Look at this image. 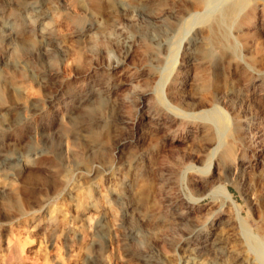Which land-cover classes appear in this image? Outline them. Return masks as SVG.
<instances>
[{"label": "rangeland", "instance_id": "374dc122", "mask_svg": "<svg viewBox=\"0 0 264 264\" xmlns=\"http://www.w3.org/2000/svg\"><path fill=\"white\" fill-rule=\"evenodd\" d=\"M0 15V264H264V0H0Z\"/></svg>", "mask_w": 264, "mask_h": 264}, {"label": "bare ground", "instance_id": "6f19581e", "mask_svg": "<svg viewBox=\"0 0 264 264\" xmlns=\"http://www.w3.org/2000/svg\"><path fill=\"white\" fill-rule=\"evenodd\" d=\"M9 1H10V0H9ZM196 1H198V0H196ZM201 1H204V0H201ZM242 1H243V0H242ZM6 2H7V1H6ZM13 2H15V1H13ZM100 2H101V0H100ZM11 3H12V2H11ZM197 3H198V2H197ZM244 3H246V1H244ZM244 3H243V5H244ZM15 4H16V3H15ZM17 4H18V3H17ZM21 4H22V3H21ZM21 4H20V5H21ZM239 4H240V2H238V3H234V5H232V6H230V7L228 6L229 9H228V10L226 9L227 11H225V18H226V19H227V18H231V17H233V16L236 14V12H237V10H238V7H239ZM241 4H242V3H241ZM241 4H240V5H241ZM20 5H19V6H20ZM15 6H16V5H15ZM138 6H140V5H138ZM158 6H160V5H158ZM161 6H162V5H161ZM133 7H135V6H133ZM143 7H144V6H143ZM155 7H156V6H155ZM162 7H163V6H162ZM166 7H167V6H166ZM17 8H18V7H17ZM168 8H169V7H168ZM242 8H243V7H242ZM242 8H241V9H242ZM135 9H136V7H135ZM161 9H164V8H160L159 10L161 11ZM165 9H167V8H165ZM165 9H164V10H165ZM1 10H2V9H1ZM17 10H19V9H17ZM139 10H140V9H139ZM142 10H143V9H142ZM170 10H171V9H170ZM157 11H158V10H157ZM241 11H242V10H241ZM141 12H142V11H141ZM144 12H145V11H144ZM223 12H224V11H223ZM155 13H156V12H155ZM168 13H169V12H168ZM190 14H191V13H190ZM155 15H156V14H155ZM161 15H162V14H161ZM184 15H185V13H184ZM156 16H157V15H156ZM222 16H224V15H222ZM5 17H6V16H5ZM220 17H221V16H220ZM3 18H4V17H3ZM3 18H2V16L0 15V28H1V31H2L3 35H4L6 38H10V37L12 36V29H11V27H9L8 22L5 21L6 18H5V19H3ZM146 18H147V17H146ZM169 18H170V16H169ZM216 18H217V17H216ZM221 18H222V17H221ZM14 19H16V18H14ZM14 19H13V20H14ZM16 20H17V19H16ZM158 20H162V18H161V17H158ZM172 20H173V17H172ZM215 20L217 21L218 19H215ZM215 20H214V22H215ZM229 20H232V19H229ZM229 20H228V21L226 20L225 22H229ZM175 21H176V20H175ZM218 21H219V20H218ZM222 21H223V20H222ZM9 22H10V21H9ZM16 22H17V21H16ZM11 23H12V22H11ZM19 23L21 24V22H19ZM19 23H17V24H19ZM9 24H10V23H9ZM222 24H223V23H222ZM12 25H14V24H12ZM21 25H22V24H21ZM175 25H176V24H175ZM218 25H219L218 22H215V25H214L213 27L211 26V27H212L211 32H210V33L207 35V37H206V39L208 40V42L212 43V45H213V44L215 45V44L218 43V37H219V36H218L217 33H216V29H217V27L220 28V26H218ZM223 25H224V24H223ZM16 26H17V25H16ZM163 26H165V25H163ZM170 26H171V25H170ZM225 26H226V25H225ZM13 27H14V26H13ZM172 27H173V26H172ZM172 27H171V28H172ZM173 28H174V27H173ZM14 29H15V28H14ZM25 30H26V29H25ZM162 30H163V29H162ZM16 31H17V30H16ZM20 32H21V31H20ZM224 32H225V31H224ZM206 33H207V32H206ZM206 33H205V34H206ZM219 33H220V31H219ZM41 34H42V33H41ZM205 34H204V35H205ZM222 34H223V33H222ZM14 37H15V36H14ZM20 37H21V36H20ZM61 37H62V36H61ZM63 37H64V36H63ZM65 37H66V35H65ZM221 37L224 38V36H221ZM21 38H22V37H21ZM21 38H20V39H21ZM225 38H226V37H225ZM225 38H224V39H225ZM11 39H12V38H11ZM18 39H19V38H18ZM24 39H26V37L23 38V40H24ZM61 39H62V38H61ZM64 39H65V38H64ZM71 39H73V38L71 37ZM0 40H1V39H0ZM2 40H3V39H2ZM16 40H17V39H16ZM62 40H63V39H62ZM62 40H61V42H62ZM65 40H66V39H65ZM78 40H80V39H78ZM219 40H221V39H219ZM7 41H8V40H7ZM20 41H22V39H21ZM26 41H27V39H26ZM58 41H59V40H58ZM63 41H64V40H63ZM192 41H193V40H192ZM15 42H17V41H15ZM27 42H29V39H28ZM64 42H65V41H64ZM205 42H206V41H205ZM205 42H202V43H205ZM219 42H220V41H219ZM11 43H12V42H11ZM19 43H20V42H19ZM19 43L17 42L16 44H19ZM62 43H63V42H62ZM68 43H69V42H68ZM79 43H80V41H79ZM222 43H223V42H222ZM229 43H230V45H231V42H229ZM13 44H14V43H13ZM13 44H12V45H13ZM25 44H26V43H25ZM25 44H23V45L25 46ZM69 44H70V43H69ZM196 44H197V43H196ZM219 44H220V43H219ZM219 44H218V45H219ZM19 45H20V44H19ZM50 45H51V44H50V43L48 42V40H47V41L44 42L41 46H39V48H38L39 52L42 53V55L45 54V56H46V54H47L48 51H49V46H50ZM55 45H56V44H55ZM61 45H62V47H63V45L66 46L65 43H64V44H61ZM70 45L72 46V43H71ZM205 45H206V44H205ZM223 45H224V44H223ZM13 46H14V45H13ZM56 46H57V45H56ZM224 46H225V45H224ZM22 47H23V46H22ZM26 47H27V46H26ZM51 47H52V46H51ZM66 47H67V46H66ZM205 47H206V46H205ZM233 47H234V46H233ZM20 48H21V47H20ZM56 48H57V47H56ZM69 48L71 49L72 47H69ZM69 48H68V49H69ZM22 49H23V48H22ZM22 49H20V50H22ZM25 49H26V48H25ZM50 49H51V48H50ZM13 50H14V48H13ZM74 50H75V49H74ZM74 50L72 51L73 53H74ZM194 50H195V49H194ZM34 51H35V50H34ZM77 51H78V50H77ZM77 51H76V52H77ZM17 52H18V51H17ZM17 52H15V53H17ZM21 52H22V51H21ZM21 52H20V53H21ZM31 52H32V51H31ZM31 52H30V53H31ZM79 52H80V51H79ZM196 52H197V51H196ZM196 52H195V53H196ZM203 52H204V50H203ZM33 53H34V52H33ZM51 53H52V52H51ZM32 55H33V54H32ZM32 55H31V56H32ZM34 55H35V54H34ZM42 55H41V56H42ZM70 55H72V54H70ZM202 55H203V54H202ZM21 56H22V55H21ZM43 56H44V55H43ZM45 56H44V57H45ZM19 57H20V55H19ZM28 57H29V56H28ZM34 57H35V56H34ZM34 57H33V59H34ZM51 57H52V56H51ZM17 58H18V57H17ZM25 58H26V57H25ZM75 58H76V57H75ZM28 59H29V58H28ZM48 59H49V58H48ZM26 60H27V59H26ZM205 61H206V60H205ZM22 62H23V61H22ZM16 63L19 65L18 60H17ZM26 63H27V62H25V66H26ZM20 67H21V66H20ZM206 67H207V66H206ZM195 76H196V75H195ZM1 78H2V77H1ZM197 78H198V76H196V78L194 77V80H192V81H195V79L197 80ZM198 79H199V78H198ZM2 80H3V79H2ZM5 80H6V79H5ZM0 81H1V80H0ZM7 81H8V80H7ZM1 82H2V81H1ZM180 82H181V81H180ZM188 82H189V81H188ZM183 83H184V82H182V84H183ZM41 84H42V83H41ZM41 84H40V85H41ZM188 84H189V83H188ZM193 84H194V82H193ZM0 85H1V84H0ZM189 86H190V85H189ZM194 86H195V85H194ZM199 86H200V85L198 84V87H199ZM5 87H6V86H5ZM191 87L193 88V86H191ZM188 88H189V87H188ZM194 88H196V87H194ZM0 89H1V88H0ZM5 89H6V88H5ZM180 89H181V88H180ZM197 89H198V88H197ZM28 90H30L29 92H31V89H30V88H28ZM28 90H27V91H28ZM99 90H100V89H99ZM178 90H179V89H178ZM190 90H191V89H190ZM0 91H1V90H0ZM97 91H98V90H97ZM183 91H184V90H183ZM183 91H181V92H183ZM187 92H188V90L186 91V93H187ZM145 93H146V92H145ZM188 93H189V92H188ZM29 94H30V93H29ZM26 95H28V92H27ZM98 95H99V94H98ZM239 95H240V94H239ZM176 96H178V95H176ZM181 96H182V95H181ZM181 96H180V97H181ZM187 96H188V94H187ZM28 97H30V96H28ZM83 97H84V96H83ZM90 98H91V97H90ZM177 98H178V97H177ZM187 98H188V97H187ZM240 98H241V97H240ZM94 99H95V98H94ZM88 100H89V99H87V101H88ZM192 100H193V99H192ZM93 101H94V100H93ZM93 101H92V103H93ZM84 102H85V101H84ZM84 102H83V103H84ZM94 102H95V101H94ZM96 102H97V101H96ZM98 102H99V101H98ZM98 102H97V103H98ZM77 103H78V102H77ZM88 103H90V102H88ZM85 104H87V103L85 102ZM184 104H186V101H185ZM82 105H83V104H82ZM87 105H89V104H87ZM96 105H98V104H96ZM83 106H84V105H83ZM92 106H93V105L91 104V107H92ZM185 106H187V105H185ZM80 107H81V106H80ZM88 107H90V106H88ZM93 107H94V106H93ZM93 107H92V108H93ZM95 107H96V106H95ZM97 107H98V106H97ZM75 108H76V107H75ZM78 109H79V107H78ZM80 109H82V108H80ZM86 110H87V108H86ZM88 110H89V109H88ZM192 110H193V109H192ZM89 111H90V110H89ZM168 111H169V110H168ZM90 112H91V111H90ZM219 114H220V113H219ZM216 117H217V116H216ZM138 118H139V117H138ZM69 119H70V118H69ZM69 119H68V120H69ZM94 119H96V118H94ZM97 119H98V118H97ZM99 120H100V119H99ZM222 120H223V118H222ZM71 121H72V118H71ZM71 121H70V122H71ZM90 121H91V120H90ZM122 121H123V120H122ZM100 124H101V123H100ZM100 124H99V125H100ZM233 124H234V122H233ZM86 125H87V124H86ZM96 125H98V124H96ZM78 127H80L79 129H82V128L85 129L84 127L81 128V126H78ZM96 127H97V126H96ZM236 127H237V126H236ZM89 128H90V127H89ZM90 129H91V128H90ZM90 129H89V130H90ZM146 129H147V128H146ZM207 129H208V128H207ZM234 129H236V128H234ZM147 130H148V129H147ZM78 131H79V130H78ZM80 131H81V130H80ZM203 131H204V130H202V133H201L202 135L204 134ZM87 132L90 133V131H88V129H87ZM204 132H205V131H204ZM77 133H79V132L76 131V135H77ZM83 133H84V132H83ZM88 133H87V134H88ZM206 133H208V132L206 131ZM209 133H211V132H210V129H209ZM212 133H213V132H212ZM80 134H81V133H80ZM93 134H94V133H93ZM204 135H206V134H204ZM210 135H211V134H210ZM80 136H83V135L81 134ZM92 136H93V135H92ZM206 136H208V135H206ZM206 136H205V137H206ZM212 136L216 138V134H215V136H214V135H212ZM201 137H202V136H201ZM209 137H210V136H209ZM81 138H82V137H81ZM85 139H86V138H85ZM87 139H88V138H87ZM201 139H202V138H201ZM205 139L207 140L208 137L205 138ZM231 139H232V138H231ZM81 140H82V139H81ZM206 140H205V141H206ZM209 140H210V139H209ZM209 140H208V142H209ZM211 140H212V137H211ZM82 141H83V140H82ZM151 141H152V140H151ZM203 141H204V140H203ZM203 141L201 140V142H203ZM205 141H204V143H205ZM210 142H211V141H210ZM213 142H214V141H213ZM230 142H231V141H230ZM232 142H233V141H232ZM232 142H231V143H232ZM206 143H207V142H206ZM234 143H236V142H234ZM207 144H208V143H207ZM237 144H238V143H237ZM186 145H187V144H186ZM191 146H192V145H191ZM213 146H214V145H213ZM93 147H94V146H93ZM215 147H216V146H215ZM233 147H234V146H233ZM217 148H218V147H217ZM231 148H232V146H231V144H230L229 146H227V147L225 148V150H224V152H222V154L224 153L225 156H226V155H229V154L231 153ZM92 149H93V148H92ZM214 149H215V148H214ZM233 149H235V148H233ZM125 150H126V149H125ZM204 151H205V150H204ZM210 151H211V150H210ZM91 152H92V151H91ZM120 152H121V151H120ZM211 152H212V151H211ZM203 153H204V152H203ZM234 153H235V150H234ZM131 154H132V153H131ZM131 154H130V155H131ZM207 154H208V153H207ZM213 154H214V153H213ZM130 155H129V158L131 157ZM134 156H135V154H134ZM209 156H210V157H209V160L211 161V158L213 157V155L210 154ZM136 157H137V156H136ZM140 157H141V156H140ZM226 157H228V156H226ZM129 158H128V159H129ZM35 159H36V158H35ZM37 159H38V158H37ZM203 159H204V158H203ZM224 159H227V158L224 157ZM224 159H223V160H224ZM200 160H201V159H200ZM36 161H37V160H36ZM36 161H35V162H36ZM38 161H39V159H38ZM40 161L43 162V160H40ZM48 161H49V160H48ZM125 161H126V160H125ZM201 161H202V160H201ZM136 162H137V161H136ZM139 162H140V161H139ZM204 162H205V160H204ZM40 163H41V162H40ZM44 163H45V161H44ZM51 163H52V162H51ZM92 163H93V162H92ZM94 163H95V162H94ZM218 163H219V162H218ZM122 164H123V163H122ZM125 164L127 165L128 168H131L132 165L134 164V160H132V159H131V160H127V162H125ZM39 165H40V164H39ZM39 165H38V166H39ZM42 165H43V163H42ZM50 165H51V164H50ZM90 165H91V164H90ZM137 165H139V164L137 163ZM137 165H136V166H137ZM40 166H41V165H40ZM46 166H48V165H46ZM53 166H54V165H53ZM123 166H124V165H123ZM133 166H134V165H133ZM48 167H49V166H48ZM55 167H56V165H55ZM90 167H91V166H90ZM102 167H103V166H102ZM127 167H124V168H127ZM49 168L51 169V166H50ZM56 168H57V167H56ZM81 168H82V167H81ZM109 168H110V166H109ZM128 168H127V169H128ZM54 169H55V168H54ZM85 169H86V168H85ZM85 169H84V170H85ZM95 169H99V167H98V166H95V165L92 166L91 168H89V170H88V174H94V173H95ZM102 169H103V168H102ZM133 169H134L133 171L135 172V171H136L135 168H133ZM136 169H137V167H136ZM176 169H177V168H176ZM86 171H87V170H86ZM133 171H132V174H133ZM56 172H57V171H56ZM103 172H104V171H103ZM126 172H127V171H126ZM138 172H139V171H138ZM138 172H137V173H138ZM48 173H49V172H48ZM50 173L53 174L52 172H50ZM129 173H130V172H129ZM85 174H86V172H85ZM98 174H99V172H98ZM98 174H96V175H98ZM130 174H131V173H130ZM135 174H136V172H135ZM140 174H141V173H140ZM140 174H139V175H140ZM176 174H177V173H176ZM46 175H47V172H46ZM137 175H138V174H137ZM142 175H143V174H142ZM129 176H130V175H129ZM133 176H134V175H133ZM89 177H90V176H89ZM89 177H88V178H89ZM94 177H97V176H94ZM130 177H131V176H130ZM134 177H136V176H134ZM137 177H138V176H137ZM137 177H136V178H137ZM132 178H133V177H132ZM138 178H139V177H138ZM142 178H143V177H142ZM136 180H138V179H136ZM136 180H135V181H136ZM139 181H140V179H139ZM132 182H133V181H132ZM136 182H137V181H136ZM130 183H131V182H130ZM133 183H135V182H133ZM132 185H133V184H132ZM136 185H137V183H136ZM146 185H147V184H146ZM139 186H141V184H140V185L138 184V185H137V188H139ZM134 187H135V186H134ZM141 187H142V186H141ZM141 187H140V188H141ZM145 187H147V186H145ZM131 188H132V187H131ZM131 188H130V191H131ZM135 188H136V187H135ZM135 188H133V189L135 190ZM143 189H144V188H143ZM141 190H142V189H140V191H141ZM57 191H58V190H57ZM57 191H56V192H57ZM88 192H89V191H88ZM128 192H129V191H128ZM133 192H134V191H133ZM133 192H132V193H133ZM136 192H138V190H136ZM60 193H61V192H60ZM88 194H89V193H88ZM129 194H130V192H129ZM80 195H81V194H80ZM80 195H79V196H80ZM227 195H228V197L230 198V195H229L228 193H227ZM130 196H131V194H130ZM226 197H227V196H226ZM130 198H131V197H130ZM140 199H141V198H139L138 200L140 201ZM133 200H135V197H134ZM136 200H137V199H136ZM138 200H137V201H138ZM136 205H137V203H136ZM138 205H139V204H138ZM183 210H184V209H183ZM141 217H142V216H141ZM142 219H143V218H142ZM144 219H145V218H144ZM145 220H147V219H145ZM144 222H145V221H144ZM214 240H215V239H214ZM215 241H216V240H215ZM210 243H211V242H210ZM213 243H214V241H213ZM213 243H212V244H213ZM21 244H22V246H23V243H22V242H21ZM21 244H20V245H21ZM24 244H25V243H24ZM203 248H204V247H203ZM208 248H209V247H208ZM206 249H207V248H206ZM206 249H205V250H206ZM203 250H204V249H203ZM207 250H208V249H207ZM209 251H210V249H209ZM213 251H214V250H213ZM216 251H217V250H216ZM202 252H203V251H202ZM200 253H201V251H200ZM210 253H211V252H210ZM214 254H215V253H214ZM190 257H191V256H190ZM241 259H242V258H241ZM189 260H190V258L187 259V261H189ZM195 260H196V259H195ZM192 261H193V260H192ZM200 261H201V260H200ZM147 262H148V261H147ZM193 262H194V261H193ZM244 262H245V261H244ZM191 263H192V262H191ZM195 263H196V262H195ZM201 263H202V262H200V263H198V264H201ZM204 263H205V262H203V264H204ZM239 263H241V261H240ZM242 263H243V262H242ZM142 264H143V262H142ZM144 264H148V263H144ZM246 264H247V263H246Z\"/></svg>", "mask_w": 264, "mask_h": 264}]
</instances>
